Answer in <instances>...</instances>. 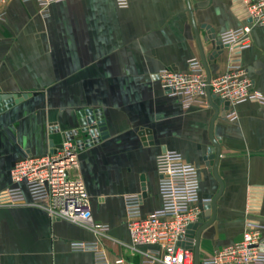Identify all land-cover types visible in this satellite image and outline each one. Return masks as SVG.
Here are the masks:
<instances>
[{"label":"crops","instance_id":"obj_1","mask_svg":"<svg viewBox=\"0 0 264 264\" xmlns=\"http://www.w3.org/2000/svg\"><path fill=\"white\" fill-rule=\"evenodd\" d=\"M212 76L245 68L264 94V26L252 29L242 51H217L215 37L246 23L245 0H188ZM187 0H66L44 18L34 2L0 0V191L15 184L11 171L27 156H44L81 128L84 111H98L105 136L79 152V172L94 222L105 235L32 206L0 207V264H94L72 242L99 241L112 259L140 264L153 246H135L125 222L124 196L143 194L142 211L160 209L156 157L181 153L200 173V197L220 190L210 137L215 110L184 108L162 88L163 69L185 72L202 60ZM213 124L224 191L214 224L202 235L201 257L241 239L246 219L261 223L264 239V104L246 101L238 118ZM51 127L54 129L51 130ZM85 139L81 134L79 137ZM89 138V137H88ZM252 206V208H251ZM204 222L211 219L204 214ZM137 249V250H134Z\"/></svg>","mask_w":264,"mask_h":264},{"label":"built area","instance_id":"obj_2","mask_svg":"<svg viewBox=\"0 0 264 264\" xmlns=\"http://www.w3.org/2000/svg\"><path fill=\"white\" fill-rule=\"evenodd\" d=\"M9 1L1 0L5 4ZM26 1L34 2L40 15L47 18L53 4L66 0ZM129 1L117 0V4L126 7ZM245 17L243 26L215 37V48L239 51L249 48L252 29L264 26V0H245ZM158 79L163 90L178 97L184 108L210 107L202 60L192 61L185 72L163 69ZM210 88L213 97L225 104V116L231 121L238 118L239 104L246 101L264 104V94L256 90L249 72L239 65H230L224 73L212 76ZM100 137L101 134L89 133L91 142ZM87 144V139L71 134L49 154L19 160L11 171V178L15 184L23 183L25 189L17 186L1 190L0 207L32 205L45 211L51 220H65L97 234H107V225L97 226L94 222L89 194L79 172V152ZM156 168L160 209L144 214L142 193L124 196L125 222L134 247L156 248L142 252L140 264H194L196 233L204 223V214L210 212L207 204L211 201L200 197L199 169L173 150L156 157ZM261 229V223L246 219L240 240L214 249L209 256L201 257L200 264H264ZM70 247L75 252L92 253L94 264H133L124 258L112 259L99 241L72 242Z\"/></svg>","mask_w":264,"mask_h":264},{"label":"water","instance_id":"obj_3","mask_svg":"<svg viewBox=\"0 0 264 264\" xmlns=\"http://www.w3.org/2000/svg\"><path fill=\"white\" fill-rule=\"evenodd\" d=\"M188 2V0H187ZM188 7H189V11H190V15H191V20L193 23V27H194V31H195V35L199 44V48H200V52H201V57H202V62L203 65L205 67L206 73H207V80H208V88H207V97H208V101L210 106L215 110V115L213 117V120L211 122V130H210V137H211V141L213 143L214 148H212L211 150H209L210 154H215V161H214V165H213V172H214V176L216 178V180L218 181V183L220 184V190L218 192V194L207 204V209L210 210V215H211V219L209 222H204L202 225H200V227L197 230L196 233V243H195V249H194V264H200V260H201V240H202V235L203 233L210 228L215 220H216V214H217V202L220 199L223 191H224V185L222 183V181L220 180L219 176H218V165L220 162V157H221V150H220V146L217 142V140L214 137L213 134V124L215 122V120L221 115V110L218 108V106L214 103V97L211 93V88H210V82L212 79V74L210 72V68H209V62L207 60V57L204 53V49H203V45L198 33V30L196 28L194 19H193V15H192V11L190 9V5L188 2ZM217 51L219 50H223L224 47L221 46H217V48H215ZM13 96L10 94H4V95H0V99L2 100H6V99H11ZM82 119L80 120V124H81V128L79 129H75L71 132H67L66 135L70 136L71 134H73L74 136H78L80 137L81 134L84 135L85 139H87L88 144L90 145L91 140L89 137V133H91V135H95V134H101V136H105L106 135V128L104 127V123H103V118L102 116L99 114L98 111H84L82 112V114H80ZM73 139V138H71ZM83 140V139H82Z\"/></svg>","mask_w":264,"mask_h":264}]
</instances>
